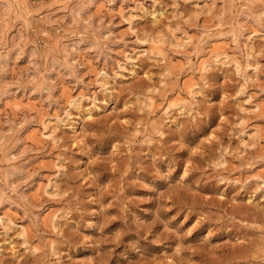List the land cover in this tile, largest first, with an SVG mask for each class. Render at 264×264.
I'll return each instance as SVG.
<instances>
[{
    "label": "rangeland",
    "instance_id": "374dc122",
    "mask_svg": "<svg viewBox=\"0 0 264 264\" xmlns=\"http://www.w3.org/2000/svg\"><path fill=\"white\" fill-rule=\"evenodd\" d=\"M0 264H264V0H0Z\"/></svg>",
    "mask_w": 264,
    "mask_h": 264
}]
</instances>
